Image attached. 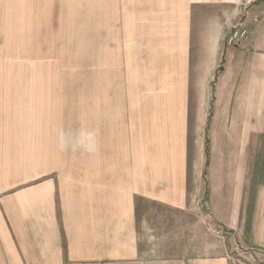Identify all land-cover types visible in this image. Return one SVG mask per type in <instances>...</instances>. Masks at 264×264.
I'll return each mask as SVG.
<instances>
[{
  "label": "crops",
  "instance_id": "obj_1",
  "mask_svg": "<svg viewBox=\"0 0 264 264\" xmlns=\"http://www.w3.org/2000/svg\"><path fill=\"white\" fill-rule=\"evenodd\" d=\"M263 11L133 0L126 112L58 115L52 86L0 66V264H251L264 251ZM203 20L251 31L221 53L209 98L193 62ZM202 211L225 232L206 253Z\"/></svg>",
  "mask_w": 264,
  "mask_h": 264
},
{
  "label": "rangeland",
  "instance_id": "obj_2",
  "mask_svg": "<svg viewBox=\"0 0 264 264\" xmlns=\"http://www.w3.org/2000/svg\"><path fill=\"white\" fill-rule=\"evenodd\" d=\"M205 23L195 28L193 62L203 98H209L213 82L207 79L232 47V28ZM0 51L8 59L0 66L23 68L27 80L52 86L58 115L133 110V0H0ZM207 221L202 211V253L223 237L211 233Z\"/></svg>",
  "mask_w": 264,
  "mask_h": 264
},
{
  "label": "built area",
  "instance_id": "obj_3",
  "mask_svg": "<svg viewBox=\"0 0 264 264\" xmlns=\"http://www.w3.org/2000/svg\"><path fill=\"white\" fill-rule=\"evenodd\" d=\"M263 17H264V11L255 13L252 18L254 22L260 23L263 20ZM250 36H251L250 29L246 25H244L243 22H239L233 25L228 38V43L232 47H238L242 44L247 43L250 40ZM207 220H208L207 221L208 229L211 233L217 235H223V236L225 235L224 230L215 226L210 219ZM249 250L252 252V257H253L251 258V264H264V258L260 259L258 257V254H262V255L264 254L263 250H259V249H249Z\"/></svg>",
  "mask_w": 264,
  "mask_h": 264
},
{
  "label": "bare ground",
  "instance_id": "obj_4",
  "mask_svg": "<svg viewBox=\"0 0 264 264\" xmlns=\"http://www.w3.org/2000/svg\"><path fill=\"white\" fill-rule=\"evenodd\" d=\"M245 25V24H244Z\"/></svg>",
  "mask_w": 264,
  "mask_h": 264
}]
</instances>
